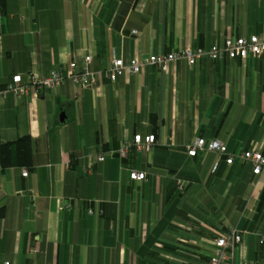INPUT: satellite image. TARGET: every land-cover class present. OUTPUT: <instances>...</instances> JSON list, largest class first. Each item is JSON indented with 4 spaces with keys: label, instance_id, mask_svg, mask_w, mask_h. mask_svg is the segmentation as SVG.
<instances>
[{
    "label": "crops",
    "instance_id": "obj_1",
    "mask_svg": "<svg viewBox=\"0 0 264 264\" xmlns=\"http://www.w3.org/2000/svg\"><path fill=\"white\" fill-rule=\"evenodd\" d=\"M251 35L264 36V0H6L1 86L86 56L96 83L0 101V141H34L27 176L0 165V264H207L230 226L243 233L231 264H264V175L238 158L187 153L199 138L232 153L264 147V55L146 65L114 82L102 74L114 56ZM138 133L155 135L152 151L120 157Z\"/></svg>",
    "mask_w": 264,
    "mask_h": 264
},
{
    "label": "built area",
    "instance_id": "obj_2",
    "mask_svg": "<svg viewBox=\"0 0 264 264\" xmlns=\"http://www.w3.org/2000/svg\"><path fill=\"white\" fill-rule=\"evenodd\" d=\"M138 31H133L137 34ZM264 55V36L251 35L249 37H228L222 44H213L209 48H183L174 49L169 53L150 54L143 57H134L128 61L123 57L114 56L110 66L103 71L105 77L110 81H116L126 72L130 74L142 73L146 65H153L164 72H168L171 65L176 64L179 60L185 59L191 66L203 58L208 57L212 60L242 59L249 57H259ZM92 61L91 56H86L81 67L76 61H71L67 66L54 69L47 76H41L30 73L27 80L24 81L23 76L14 75L9 83L5 86L0 85V101L7 94L11 93L15 97H21L29 94L33 88L37 91L51 90L54 91L62 85L65 80L81 85L82 87H90L96 83V73L90 68ZM156 144L155 135L135 134L133 139L125 141L118 149V155L127 158L133 151H152ZM208 151L218 154L221 159H225L226 163L232 165L235 159L248 162L252 165V173L255 176L264 175V147L253 145L247 150L239 153H232L228 146L220 140L214 139L207 141L199 138L197 141L187 148L189 156H196L198 151ZM105 153L102 151L97 155V161H104ZM29 169L23 168V176H27ZM130 179L134 181L146 180V173L131 169L129 173ZM176 186L179 191H185L187 181L182 178L176 179ZM243 240V233L236 227H227L224 231L218 233L214 240L212 250L208 254L207 264H231L235 261L238 246ZM5 264H11L6 262Z\"/></svg>",
    "mask_w": 264,
    "mask_h": 264
},
{
    "label": "trees",
    "instance_id": "obj_3",
    "mask_svg": "<svg viewBox=\"0 0 264 264\" xmlns=\"http://www.w3.org/2000/svg\"><path fill=\"white\" fill-rule=\"evenodd\" d=\"M6 0H0V11L5 8ZM34 141L26 135L9 142L0 141V165L2 169L13 166L33 168ZM4 212L0 210V217Z\"/></svg>",
    "mask_w": 264,
    "mask_h": 264
},
{
    "label": "water",
    "instance_id": "obj_4",
    "mask_svg": "<svg viewBox=\"0 0 264 264\" xmlns=\"http://www.w3.org/2000/svg\"><path fill=\"white\" fill-rule=\"evenodd\" d=\"M62 118H63V115H62Z\"/></svg>",
    "mask_w": 264,
    "mask_h": 264
}]
</instances>
